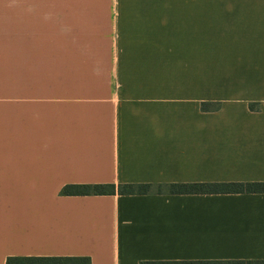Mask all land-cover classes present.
<instances>
[{"label": "crops", "instance_id": "crops-1", "mask_svg": "<svg viewBox=\"0 0 264 264\" xmlns=\"http://www.w3.org/2000/svg\"><path fill=\"white\" fill-rule=\"evenodd\" d=\"M197 3L0 0V264L264 259V192L166 189L264 181V0Z\"/></svg>", "mask_w": 264, "mask_h": 264}, {"label": "trees", "instance_id": "trees-1", "mask_svg": "<svg viewBox=\"0 0 264 264\" xmlns=\"http://www.w3.org/2000/svg\"><path fill=\"white\" fill-rule=\"evenodd\" d=\"M207 104L201 105L207 110ZM217 108V107H216ZM214 108V109H216ZM160 186V185H159ZM150 184H122L117 187L118 193H146ZM169 193H239L264 192V181H214L170 183L166 185ZM112 184H82L62 187V194H107L113 193ZM88 257L77 256H29L6 258L5 264H89ZM139 264H264V259H167L142 260Z\"/></svg>", "mask_w": 264, "mask_h": 264}, {"label": "rangeland", "instance_id": "rangeland-1", "mask_svg": "<svg viewBox=\"0 0 264 264\" xmlns=\"http://www.w3.org/2000/svg\"><path fill=\"white\" fill-rule=\"evenodd\" d=\"M220 1V5L221 6H226L227 3H234V0H211V4H212V9H211V14H212V19L211 21H236L235 17H232L230 15L224 14V10L223 12H221V14H218L219 11H217V9H213L215 8L214 5L217 4L216 2ZM197 0H195V5L197 8ZM180 21H181V16H180ZM4 27H6V30L8 31L7 33L9 34V25H4ZM11 65H10V58H9V42H4V62H3V82L4 83H9L11 81ZM4 92V97L5 96H9L10 90L4 88L3 90ZM249 108H250V103L248 104ZM215 106L212 105V108H214Z\"/></svg>", "mask_w": 264, "mask_h": 264}]
</instances>
